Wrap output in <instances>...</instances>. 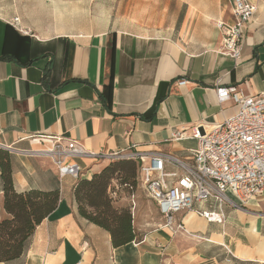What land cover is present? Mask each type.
Segmentation results:
<instances>
[{"label": "crops", "instance_id": "1", "mask_svg": "<svg viewBox=\"0 0 264 264\" xmlns=\"http://www.w3.org/2000/svg\"><path fill=\"white\" fill-rule=\"evenodd\" d=\"M250 3L256 13L235 62L219 52L223 36L215 26L233 23L231 0H166L158 22L126 18L121 26L111 13L81 11L79 0H0V153L16 193L59 194L22 255L0 264H264V197L245 204L231 198L235 207L196 205L223 222L185 212L184 232L175 235L147 198L155 221L113 247L106 230L79 215L73 197L77 182L108 162L76 160L81 178L61 179L50 159L27 153L61 137L93 152L162 151L185 159L196 142H169L173 131L188 135L237 111L217 101V86H236L245 96L264 92V0ZM15 17L30 35L11 26ZM2 204L0 177V218L7 216Z\"/></svg>", "mask_w": 264, "mask_h": 264}, {"label": "built area", "instance_id": "2", "mask_svg": "<svg viewBox=\"0 0 264 264\" xmlns=\"http://www.w3.org/2000/svg\"><path fill=\"white\" fill-rule=\"evenodd\" d=\"M231 3L233 23L216 22L215 26L223 36L219 52L237 62L245 29L256 8L250 0H231ZM10 24L22 35L31 34L17 17ZM186 83L182 79L178 85ZM215 95L219 103L232 102L237 111L212 127L196 126L188 135L185 130L173 131L169 142L184 139L196 142L195 148L187 150L185 159L162 151L93 152L75 140L61 137L48 138L47 148L27 153L50 159L59 178L69 176L74 180L81 178L84 171L76 160L89 161L92 165L132 160L137 163L138 185L146 198L157 206L164 227L173 235L184 232L183 218L179 216L185 212L194 211L207 222L222 223L221 215L195 210V206L213 201L219 206L235 207V202L245 204L253 198L264 197V92L245 96L236 86H217ZM41 139L43 137L32 138L37 143ZM124 186L132 190L129 185ZM110 190L109 194L115 197L117 192ZM133 200L131 193L134 206Z\"/></svg>", "mask_w": 264, "mask_h": 264}, {"label": "trees", "instance_id": "3", "mask_svg": "<svg viewBox=\"0 0 264 264\" xmlns=\"http://www.w3.org/2000/svg\"><path fill=\"white\" fill-rule=\"evenodd\" d=\"M0 171L2 205L8 215V218H0V262H8L22 255L35 227L56 209L59 194L57 191L37 190L16 193L12 184L8 157L2 153H0ZM136 171V165L132 160L118 161L94 174L90 180H79L73 190L79 215L106 230L111 236L113 247L131 243L135 239V234L129 210L114 209L107 188L114 173H124L126 178L122 181L126 184L135 177ZM127 185L133 190L132 185L128 183Z\"/></svg>", "mask_w": 264, "mask_h": 264}, {"label": "rangeland", "instance_id": "4", "mask_svg": "<svg viewBox=\"0 0 264 264\" xmlns=\"http://www.w3.org/2000/svg\"><path fill=\"white\" fill-rule=\"evenodd\" d=\"M59 1L67 3L75 2L76 0ZM165 1L166 0H79L81 11L95 16H102L103 14L106 16L111 13L112 23H116L120 26L126 18L131 20L132 18L139 19L140 22L144 21L149 24L151 22H158ZM114 163L115 162L105 163L102 169ZM125 178L124 173H114L108 188L111 189V192L115 190L117 195L114 197L112 194H109L108 188L107 194L109 198H111V206L114 209L119 211L129 210L132 228L135 234H137L136 228H139L141 231L150 228V224L155 221V216L157 215H154L156 214L154 207L149 205V200L145 197L142 189L138 185L136 175L133 179L127 182L133 186L132 193L134 194V200L136 201V209L134 210V206L131 202V191L125 187L123 183ZM123 179L124 181H122ZM148 207L151 209H148ZM3 218H8V215L1 219Z\"/></svg>", "mask_w": 264, "mask_h": 264}]
</instances>
